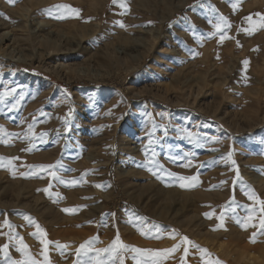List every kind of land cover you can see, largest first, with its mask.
Listing matches in <instances>:
<instances>
[{
  "label": "rangeland",
  "instance_id": "rangeland-1",
  "mask_svg": "<svg viewBox=\"0 0 264 264\" xmlns=\"http://www.w3.org/2000/svg\"><path fill=\"white\" fill-rule=\"evenodd\" d=\"M257 13L264 0H0V264H48L50 214L24 207L40 195L76 253L55 264H151L133 249L177 244L161 264H264Z\"/></svg>",
  "mask_w": 264,
  "mask_h": 264
},
{
  "label": "crops",
  "instance_id": "crops-1",
  "mask_svg": "<svg viewBox=\"0 0 264 264\" xmlns=\"http://www.w3.org/2000/svg\"><path fill=\"white\" fill-rule=\"evenodd\" d=\"M43 165L42 162H40V166ZM41 169V167H40ZM47 179V178H46ZM43 196H38L36 198H33L32 200L27 201V206L26 209L34 211L37 215H38V219H40V223L41 221H45V215L44 214H50L47 219L48 222L47 224H44L43 226L40 225V261L44 260L46 261V259L50 260L48 261V264H55L53 263L52 257L55 256V254H65L68 253L69 255H76V253L74 252H69V251H58L57 250V246L60 244V239H57L59 233L57 232V229L60 227L59 226V222L57 220H54V217L59 216L58 212L55 210V205L58 204V201H56V199H54V197H50L49 195H47L45 197V199H42ZM249 200V197H245L244 195H241L239 198H236V203H235V199L233 197V199L229 202L228 204V209L226 208V212L225 214L226 219H228V215H237V214H246V213H250V209H248L246 207V204L243 203H247ZM45 201V202H44ZM36 202V203H35ZM31 203V204H30ZM39 208V209H38ZM44 208V209H43ZM44 217V218H43ZM237 219V218H235ZM46 229L48 230V233H46V236H43L42 231ZM66 232L70 233L71 231L66 230ZM74 233H77V231H75ZM81 234H86L85 232H78ZM238 237H240V234L238 235ZM41 240H46L48 243L45 244H41ZM102 264H111L110 261L108 262H103Z\"/></svg>",
  "mask_w": 264,
  "mask_h": 264
},
{
  "label": "snow or ice",
  "instance_id": "snow-or-ice-1",
  "mask_svg": "<svg viewBox=\"0 0 264 264\" xmlns=\"http://www.w3.org/2000/svg\"><path fill=\"white\" fill-rule=\"evenodd\" d=\"M113 2L115 3L116 0H113ZM57 7H66L67 8V7H70V6L61 5V6H57ZM73 11H76V10H73ZM256 15L261 16V21H262L256 27L264 28V14L257 13ZM245 19L251 21L252 17L249 16V17H247ZM224 23L227 25V21L226 20L224 21ZM121 26H123V25L121 24ZM228 26H230V25H228ZM256 27H254L252 29H244V31L251 33V32L256 30ZM216 29H217V31H220V25L219 24L216 25ZM224 38L225 37L223 35H221L220 39L223 40ZM244 63L247 64L248 62L244 61ZM39 167H41V168H51L53 166L52 165H46V166L45 165H41ZM169 175H172V174L169 173ZM179 179H181V180L190 179L192 181H195L196 178L195 177H191V178H189V177H179ZM73 183H75V182H73ZM184 186L185 185H181V187H184ZM98 187H99V185H98ZM44 191L47 192L48 189H44ZM254 198H255L254 194L249 196V199H254ZM260 203L264 204V201H260ZM63 211L71 213V212H74L75 209H64ZM249 219H251V218L249 217ZM218 227H219V225H218ZM241 227H247V224H242ZM261 227L264 228V220H261ZM174 237H175V234H173V238ZM181 240H182V243H184L186 245L191 243L189 241L188 237H182ZM253 242H254V240H253ZM47 243L48 242L46 240H41V244H45L46 245ZM88 244H89V242H85V244L80 245V248L77 249V253L79 254L81 250H85V252H87ZM112 244H113V246H117L118 245L120 248H124V249H126L128 247L127 245H124V244H122L119 241V236H117L116 239L113 240ZM179 246L180 245L177 244V245H174L172 248L164 249V250H160V251L141 250V249H135V248L133 249V251L141 252L142 254L143 253H150L151 256L153 257L152 260H151V264H161V261L166 259L169 254L175 252L177 250V248H179ZM7 247H8L7 245H4L2 248H0V251H3L5 249H7ZM63 247H67V246L65 245ZM192 247H198V246L193 244ZM113 250H114L113 248H109V249H99V250H96V251L99 253V252H107V251H113ZM200 251L204 252L206 250L201 249ZM184 253H185V256L188 254V248L187 247L184 248ZM5 255H7V252H5ZM182 260H183V257H182ZM12 264H25V262L24 261H18V262H12ZM28 264H36V262L35 261H30V262H28ZM97 264H100V262H97ZM121 264H122V262H121Z\"/></svg>",
  "mask_w": 264,
  "mask_h": 264
},
{
  "label": "bare ground",
  "instance_id": "bare-ground-1",
  "mask_svg": "<svg viewBox=\"0 0 264 264\" xmlns=\"http://www.w3.org/2000/svg\"><path fill=\"white\" fill-rule=\"evenodd\" d=\"M19 183V182H18ZM23 186V185H22ZM21 188V187H20ZM24 192V190H23ZM183 197L185 198L186 197V193L183 195ZM25 201V200H24ZM36 203V202H35ZM31 204V203H30ZM12 205V204H11ZM39 209V208H38ZM44 209V208H43ZM198 224V223H197ZM199 229V228H198ZM78 233V232H77Z\"/></svg>",
  "mask_w": 264,
  "mask_h": 264
}]
</instances>
